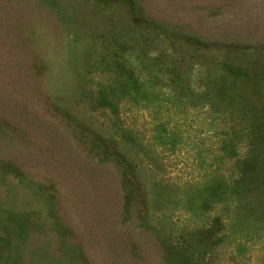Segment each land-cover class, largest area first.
Instances as JSON below:
<instances>
[{
	"label": "rangeland",
	"instance_id": "rangeland-1",
	"mask_svg": "<svg viewBox=\"0 0 264 264\" xmlns=\"http://www.w3.org/2000/svg\"><path fill=\"white\" fill-rule=\"evenodd\" d=\"M0 264H264V0H0Z\"/></svg>",
	"mask_w": 264,
	"mask_h": 264
},
{
	"label": "trees",
	"instance_id": "trees-1",
	"mask_svg": "<svg viewBox=\"0 0 264 264\" xmlns=\"http://www.w3.org/2000/svg\"><path fill=\"white\" fill-rule=\"evenodd\" d=\"M138 80L139 79L136 76H134V75H132L130 73H127L126 80L122 81V87L123 88L132 87L133 84H136V81H138ZM137 88H138V91H140L141 86L138 85ZM106 91H107L106 89L100 90L99 94L98 93L93 94L89 98L90 99V104L94 108H96V107H101V108H103V107L110 108L111 107V108H113L114 107V103L113 102H114L115 98L113 97V95L110 96V94L106 93ZM94 98H96V99H94ZM93 111H96V110H93ZM62 131L63 130H61L60 132L58 131L60 137H61V132ZM240 131L241 132H246L244 130L235 129V127H232L231 131H229L228 133H225L224 136H225V138H228L229 135L230 136L233 135L235 137L238 133H240ZM248 133H249V129H248ZM248 133L246 134L247 137L249 135ZM100 137L101 136H98V138H96V139H99ZM250 137H251V134H250ZM118 157L121 158V159H118L117 161H118V166H119V174H120L121 182H122V185H123V188H124L123 192H124V195H125V191H127V189H126L127 187H133V186L137 185L136 179H135L134 175L131 173V172H133L135 165H134V161L132 159H128V158L125 159L124 157H122L120 155V153H118ZM219 179H220V182H221V185H222L223 189H225V187L229 186L232 183V182H227L226 179H224L223 177H219ZM236 183H239L238 186L242 185L241 189H238L239 191L247 190L249 188V186H250L247 176L246 177H241V178L239 177V180H237ZM115 222L113 224H111V226H110V230L113 231V232L115 230V227H114L116 225Z\"/></svg>",
	"mask_w": 264,
	"mask_h": 264
}]
</instances>
